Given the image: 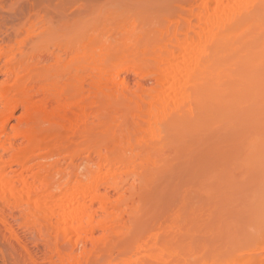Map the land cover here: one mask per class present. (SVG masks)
<instances>
[{"label": "bare ground", "instance_id": "bare-ground-1", "mask_svg": "<svg viewBox=\"0 0 264 264\" xmlns=\"http://www.w3.org/2000/svg\"><path fill=\"white\" fill-rule=\"evenodd\" d=\"M84 10L63 28L30 13L0 31L5 234L9 217L42 245V264H264V0H185L91 26ZM220 127L242 132L225 176H168Z\"/></svg>", "mask_w": 264, "mask_h": 264}, {"label": "rangeland", "instance_id": "rangeland-1", "mask_svg": "<svg viewBox=\"0 0 264 264\" xmlns=\"http://www.w3.org/2000/svg\"><path fill=\"white\" fill-rule=\"evenodd\" d=\"M0 0V31H5L4 27L7 29L9 25H13V24H16L19 23V20L16 21V17H19L21 19H23V16L24 15H29L30 13H36L35 15H37L36 17L38 18V22L41 21L44 25H46V23H53V24H62V21H65L66 17L67 19L69 20L70 17H72L74 15V13H78V9H79V12H80V9L86 11L84 12L85 14H88V15H85V18H86V22L87 24H93L94 22V19H98L99 16H102V17H106L108 15H112V14H115V13H120L121 10L123 11H128L130 13L132 12H138L142 15H152V16H155L156 14L158 15H165V14H170V13H173L177 7L185 0ZM63 1V2H62ZM178 1V2H177ZM24 3V5H23ZM32 5H30V4ZM61 3V4H59ZM15 4V5H14ZM22 4V5H21ZM75 4V5H74ZM14 5V6H13ZM60 5V7H59ZM73 5V6H72ZM15 7L18 8L16 9L15 8V13H13L14 15L11 14V12L9 13V11H11L10 9H12L11 7ZM26 6V8H25ZM30 6V7H29ZM70 6H71V9H70ZM8 7V8H7ZM76 7V9H75ZM82 7V8H81ZM6 8V9H5ZM60 8V10H58ZM9 9V10H8ZM21 9V10H19ZM53 9V10H51ZM73 9V10H72ZM75 9V11H74ZM17 10H19L20 12L24 13V15H22L21 13H19ZM26 10V11H25ZM3 11V12H2ZM5 11V12H4ZM25 11V12H24ZM52 11V12H51ZM8 12V13H6ZM82 12V11H81ZM6 13V14H5ZM4 14V15H3ZM47 14V15H46ZM73 14V15H70ZM155 14V15H154ZM10 15V16H9ZM17 15V16H16ZM22 15V16H21ZM68 15V16H66ZM50 16V17H49ZM57 16V17H56ZM89 16V17H88ZM7 17V18H6ZM12 17V18H11ZM25 17V16H24ZM59 17V20H57ZM64 17V18H63ZM74 17V16H73ZM6 18V19H5ZM12 21H16V22H12ZM15 18V19H14ZM36 18V19H37ZM51 18V20H50ZM63 18V19H62ZM8 19V21H7ZM14 19V20H13ZM66 19V20H67ZM88 19V20H87ZM6 20V21H5ZM5 21V22H4ZM10 21V22H9ZM93 21V22H91ZM12 22V23H11ZM69 22V21H68ZM67 21L63 22L62 25H59L60 28H63L64 27V23H68ZM91 22V23H90ZM11 23V24H10ZM8 24V25H7ZM86 26H89L87 25ZM90 25V26H91ZM63 30V29H62ZM66 30V29H64ZM1 34V33H0ZM125 77V79L131 84V85H134L136 80H137V76H135V74L131 71H127L124 73L123 75ZM2 79V78H0ZM20 113V110L18 109L15 113V116H18ZM249 120H246L245 122L242 121V124H240L241 126L239 127V129H241V131L247 127L248 124H250L251 122ZM247 122V124H245ZM15 123V119L11 120L9 124H14ZM8 124L7 126V129L9 130L10 129V125ZM246 126H245V125ZM227 129H230V128H225L223 130V128L221 129V127L219 129H217L216 131H212V132H209L207 133L208 135L207 136H200V138H211L210 140L208 139H200L199 137H197L196 139L192 140V142L189 144V147L188 149H186L183 158H178V161H177V157L175 160H173L172 162V166H174L172 168V170L170 171V173H167L168 176H172V179H182L180 181H178V183H180L181 181H183L182 183L184 182H187V183H194L192 181H196V179L198 180L196 181V183H200L202 177H199L201 176L200 174H203V172L207 169H214V167L216 169L214 170H218L220 171L218 175L219 177L221 175L227 173V171H225V167L228 165V163L226 162L227 161V158L225 156H230V153L232 155V153H236V151L238 150L239 146L237 143V138H234L235 135H239L237 133H240L239 130L237 133H233V130L230 129V130H227ZM237 130V129H236ZM235 130V131H236ZM219 131V132H218ZM221 131V132H220ZM226 131V133H225ZM215 132V133H214ZM213 133V134H212ZM228 133V134H227ZM242 134V132L240 133ZM206 135V134H205ZM231 135V136H230ZM234 135V136H233ZM217 136V137H216ZM222 136V137H221ZM233 136V137H232ZM222 138V139H221ZM227 138V139H226ZM193 139V138H192ZM218 139V140H217ZM236 140L233 142V140ZM191 140V139H189ZM217 140V141H216ZM221 140V141H220ZM194 141V142H193ZM205 141L204 145H203V142ZM209 141H210V144H209ZM19 142V141H18ZM188 142V141H187ZM220 142V143H219ZM236 142V143H235ZM189 143V142H188ZM194 145H193V144ZM224 143V144H223ZM192 144V145H191ZM209 144V145H208ZM206 145V146H205ZM188 146V145H187ZM192 148H191V147ZM199 146V147H198ZM203 147V149H202ZM193 148H195L193 150ZM218 148V150L221 149V153H219V151H217L216 149ZM192 149V150H191ZM185 150V149H184ZM200 150V152H199ZM203 150V151H201ZM209 150V151H208ZM217 152H215V151ZM235 150V152L233 151ZM190 152L193 154L191 155ZM205 152V154H204ZM206 152L208 154H206ZM224 152V153H223ZM226 152V154H225ZM228 152H230L228 154ZM188 153V154H187ZM196 153V154H195ZM200 153V154H199ZM182 154V153H181ZM209 154H212L211 156ZM201 155V156H199ZM225 155V156H224ZM188 156H190L188 158ZM204 156V157H203ZM207 156V157H206ZM209 156V157H208ZM197 157V158H196ZM203 157V158H202ZM218 157V158H217ZM192 161H191V159ZM200 158V160L198 161V159ZM202 158V159H201ZM210 158V159H209ZM226 158V159H225ZM182 159V160H181ZM187 159V160H186ZM190 159V160H189ZM181 160V161H180ZM185 160V161H184ZM210 160V161H209ZM224 160H226L224 162ZM190 163H189V162ZM197 161V162H196ZM203 163L201 164L200 162ZM207 161V162H206ZM212 161V162H211ZM178 162V163H177ZM182 162V163H181ZM188 162V163H187ZM224 162V163H223ZM181 163V164H180ZM195 164V166H194ZM199 164V165H198ZM208 164V165H207ZM180 165V166H179ZM185 165V166H184ZM198 165V166H197ZM211 165V166H210ZM182 166V167H181ZM208 166V167H207ZM179 167V168H178ZM181 167V168H180ZM194 167L196 169H194ZM200 168V169H197V168ZM228 167V166H227ZM187 168V169H185ZM181 169V171H180ZM183 169V170H182ZM193 169V171H192ZM212 169V170H213ZM197 170V171H196ZM180 171V172H179ZM202 171V172H201ZM182 172V173H181ZM188 174H186V173ZM216 173H218L217 171H215ZM222 173V174H221ZM181 175V176H180ZM196 175V177L194 176ZM167 176V177H168ZM223 177V176H221ZM168 177V179H170ZM187 178V179H186ZM187 180V181H186ZM169 182V181H168ZM172 183H174L173 180H171ZM170 182V186L169 187H173L174 185L171 184ZM177 182V181H175ZM167 184V185H168ZM173 185V186H172ZM177 186V185H176ZM179 187V186H178ZM175 188V186H174ZM173 188V189H174ZM170 190V189H169ZM172 191V190H171ZM162 195V194H161ZM168 195V197H167ZM202 195V194H201ZM164 196V197H163ZM170 193L169 194H166V195H162L161 197H163L161 200L163 201V206L164 207V204H166L165 201H169L170 200ZM203 197L199 196V200H201V203H202V199H200ZM237 198V197H236ZM153 199V198H152ZM151 199V200H152ZM155 199V197H154ZM157 199H160V198H157ZM167 199V200H166ZM238 200L240 198H237ZM236 199V200H237ZM165 200V201H164ZM153 201V200H152ZM151 201V202H152ZM150 202V203H151ZM155 202V201H154ZM205 202V200H204ZM235 202V201H234ZM161 203V202H159ZM169 203V202H168ZM205 204V203H204ZM154 205V204H153ZM153 205H151L150 207L153 209L154 207H152ZM157 205V204H156ZM160 205V204H159ZM206 205V204H205ZM155 206V205H154ZM169 206V205H168ZM160 207V206H159ZM156 208V207H155ZM206 208V207H205ZM158 209V208H156ZM162 209L163 208H159ZM167 209V207H166ZM233 210V209H232ZM155 211V209H154ZM157 211V210H156ZM160 211V210H158ZM205 211V210H203ZM163 212V211H162ZM2 213V211L0 210V214ZM154 214H159V212H153ZM203 213V212H202ZM201 213V215H202ZM206 213V211H205ZM232 213H235L232 214ZM156 214V215H157ZM207 214V213H206ZM206 214L202 215L200 217V223H203L204 224V221L205 220V217ZM228 214L227 216H229V218L232 217V219H237L238 220V215H241V217L239 216V219L241 220V218L243 217V212L241 210H238V209H235L233 211H228ZM2 215H6V216H3V217H8L7 216V213L3 212ZM231 215V216H230ZM235 216V217H234ZM203 217H204V220H203ZM234 217V218H233ZM202 218V220H201ZM235 219V220H236ZM6 220H8V225L12 231V234L14 235V238L11 240L10 236L7 235V233L5 234L3 228L0 226V264H42L40 261L42 259H40V257L42 258V253H41V248H42V245L37 243L36 240L34 239L33 235L31 233H29V231H26L25 229H23L22 227H20L18 225V223L16 221H12L11 218H6ZM239 221V220H238ZM203 224H200V225H203ZM202 227V226H200ZM204 229V228H202ZM201 230L198 229V232ZM235 230V229H234ZM232 230V233L233 231ZM202 231V230H201ZM205 231V232H204ZM237 231V230H236ZM26 232V233H25ZM204 232V233H203ZM235 232V231H234ZM236 233V232H235ZM200 234V233H199ZM203 234L205 236H203ZM32 235V236H31ZM210 234L207 233L206 229H204L200 235H198L199 237H201L200 239H203V240H206V241H212L210 240V238L214 239L213 241H215V238L213 237H210L209 236ZM8 237V238H7ZM207 237V238H206ZM33 238V239H32ZM10 239V240H9ZM15 239H16V242H15ZM198 239V243L200 242ZM14 240V241H13ZM12 241V242H11ZM35 241V242H34ZM202 241V240H201ZM20 243L23 248L20 247V245H18L17 243ZM4 243V244H3ZM35 243V244H34ZM24 250V251H23ZM23 251V252H22ZM26 251V252H25ZM25 252V253H24ZM23 255V256H22ZM26 255V256H25ZM28 258V259H27ZM30 259V260H29ZM30 261V262H29Z\"/></svg>", "mask_w": 264, "mask_h": 264}]
</instances>
